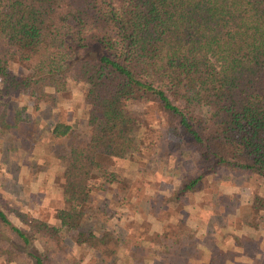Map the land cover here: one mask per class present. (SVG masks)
<instances>
[{"label": "trees", "instance_id": "obj_1", "mask_svg": "<svg viewBox=\"0 0 264 264\" xmlns=\"http://www.w3.org/2000/svg\"><path fill=\"white\" fill-rule=\"evenodd\" d=\"M95 47L101 52L90 54ZM74 83L84 89L88 134L59 155L65 206L50 223L0 193V260L195 264L205 251L183 217L149 231L153 210L136 224L153 249L108 227L106 205L90 209L97 194L127 186L115 160L148 158L130 102L157 105L162 128L177 137L169 147L195 157L170 202L183 206L220 169L246 173L264 189V0H0L2 131L19 126L15 97L32 94L39 109L67 98ZM52 134L69 137L71 128L58 122ZM116 196L109 207L120 204ZM249 208L263 211L264 195L253 192ZM211 252L207 264H217Z\"/></svg>", "mask_w": 264, "mask_h": 264}, {"label": "rangeland", "instance_id": "obj_2", "mask_svg": "<svg viewBox=\"0 0 264 264\" xmlns=\"http://www.w3.org/2000/svg\"><path fill=\"white\" fill-rule=\"evenodd\" d=\"M100 52L95 47L90 54ZM83 91L82 85L74 83L67 98L55 104H43L39 109L33 106L32 94L23 93L14 98L20 112L19 126L9 132H3L0 127V193L5 204L50 223L56 210L65 206L58 187L62 181L59 155L67 151L69 141L88 134ZM128 108L137 116L144 140L142 149L148 158L115 160L113 163L119 166V171L130 177L127 186L119 182L113 191L97 194L99 201L94 202L90 211L95 213L99 205H106L108 227L122 235L135 236L139 243L153 249H158V244L140 240L136 224L145 225L141 221L153 210L157 218L147 223L149 231L164 225L165 219L175 221L183 217L191 224L198 248L205 251L202 259L192 258V263L207 264L212 250L217 264H264V210L249 208L253 192L264 195L259 181L240 171L220 169L215 178L205 179L197 194L186 196L183 206L170 202L169 197L176 192L175 180L183 172L196 168L195 157L185 148L184 155H180V148L169 147L170 141H176L177 137L162 128L157 105L130 102ZM58 122L69 125L71 136H53L52 129ZM98 179L95 177L94 181ZM114 195L120 204L109 207ZM9 215L15 220L13 213ZM140 230L146 231L145 226ZM68 255L72 260L78 259L70 249ZM161 261L160 258L158 262ZM0 264L6 263L0 260Z\"/></svg>", "mask_w": 264, "mask_h": 264}]
</instances>
